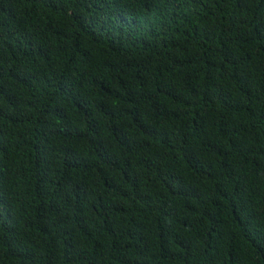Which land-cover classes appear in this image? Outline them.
<instances>
[{
  "label": "trees",
  "instance_id": "16d2710c",
  "mask_svg": "<svg viewBox=\"0 0 264 264\" xmlns=\"http://www.w3.org/2000/svg\"><path fill=\"white\" fill-rule=\"evenodd\" d=\"M0 264H264V0H0Z\"/></svg>",
  "mask_w": 264,
  "mask_h": 264
}]
</instances>
